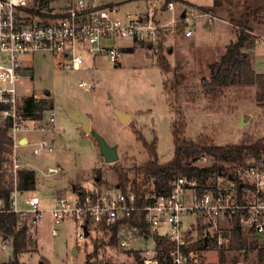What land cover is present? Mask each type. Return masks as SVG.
Listing matches in <instances>:
<instances>
[{"label":"rangeland","instance_id":"374dc122","mask_svg":"<svg viewBox=\"0 0 264 264\" xmlns=\"http://www.w3.org/2000/svg\"><path fill=\"white\" fill-rule=\"evenodd\" d=\"M74 1L50 0L42 9L57 13ZM103 1L121 3L122 11L131 14L136 12V7L141 9L143 6V2L135 7L136 4L125 0ZM186 1L197 6H211L213 2ZM232 3V6L222 3L211 13L222 21L208 23L197 19L185 28L182 23H176L159 30L156 53L144 42L130 38L115 39L114 46L122 51L117 63L106 57L91 58L81 53L83 65L79 70H71L59 55L36 53L23 56L17 91L24 97L33 92L50 93L55 122L46 126L44 131L20 134L28 139L30 145L25 146L22 142L18 156L26 168L35 173V191L19 195L18 209L25 210L23 201L33 193L40 198V207L49 210L56 198L71 195L73 185L90 183L97 176L108 187L119 182L118 171L127 173L129 180L134 175L133 168L149 159L143 141L154 143L158 164H167L173 157L171 127L177 118L186 125L187 140L207 137L214 145L224 146L264 139V105L259 106L255 101L256 87L225 88L214 96L204 90L203 84L210 77L209 65L217 62L226 47L235 40L237 29L230 24L229 14L231 11L236 17L240 16L244 11V0H232ZM175 8L183 10L176 4ZM252 28H257L258 37H264V16L260 15ZM186 30L191 31L190 37L184 36ZM257 44L254 43L249 53L252 56L263 53L253 60L255 71L261 72L264 69V51ZM160 45L168 72L158 65ZM80 82L94 83L93 91L88 93L78 88ZM74 107L89 118L91 130L109 147L116 148L118 160L115 163H106L95 139L84 134L81 125L70 119L69 113ZM114 110L130 115L131 119L126 125L120 124ZM241 119L244 125H239ZM27 125L33 128V125L45 126V122H28ZM41 140L51 144L52 153L44 151L33 155L32 144ZM57 167L61 169L59 174L45 176L48 168ZM52 228L56 230V236L52 235ZM77 231V224L73 221L54 226L46 214L28 231V249L22 255L21 263L84 264L89 256L91 262L133 264L128 254L107 248L104 242L92 241L91 238L76 242ZM245 239L247 251L227 253L228 264H264V252H259L264 251V236ZM254 240L256 243L251 245ZM11 257L9 240L3 250L0 247V263ZM208 257L207 264L219 263V255L217 257L213 253Z\"/></svg>","mask_w":264,"mask_h":264},{"label":"built area","instance_id":"2783aa9c","mask_svg":"<svg viewBox=\"0 0 264 264\" xmlns=\"http://www.w3.org/2000/svg\"><path fill=\"white\" fill-rule=\"evenodd\" d=\"M142 2L141 9L132 14L101 0H76L56 13L42 9L35 0H0V129H6L12 139L11 152L6 155L8 163L0 170L3 184L10 189L9 207L0 199V215L12 213L31 229L46 214L54 226L73 221L78 230L76 242L85 238L102 240L107 248L128 254L133 264L135 254L140 264H207L208 255L218 257L229 247L234 231L243 238L264 236L263 161H248L236 170L234 178H219L205 185L196 178L176 176L159 188L158 180L144 173L114 187L94 179L72 186L71 195L56 198L49 210L40 207V198L33 193L23 201L25 210L18 209V197L24 193L19 189V172L26 168L18 149L22 142L30 145L20 134L44 131L55 122L53 109L44 111L35 121L25 118L21 111L16 85L23 56L59 55L68 68L79 70L84 63L81 53L117 63L122 51L114 46L115 39L144 42L156 53L161 29L176 23L187 27L197 19L222 21L194 8L177 13L174 2ZM164 13L170 15L169 19L162 20ZM184 36L190 37L191 31H185ZM256 42L264 51V37L256 36ZM78 88L90 93L94 83L80 82ZM28 122H45V126L29 128ZM44 151H53L47 141L32 144L33 155ZM210 163L211 159L203 157L193 166ZM60 172L59 167L48 168L45 176ZM51 233L57 234L54 228ZM112 238L114 245L110 244ZM7 243L0 235L2 250Z\"/></svg>","mask_w":264,"mask_h":264},{"label":"trees","instance_id":"16d2710c","mask_svg":"<svg viewBox=\"0 0 264 264\" xmlns=\"http://www.w3.org/2000/svg\"><path fill=\"white\" fill-rule=\"evenodd\" d=\"M39 6L49 3L50 0H35ZM178 0H163L164 5ZM222 3L232 6V0H213L210 7H197L187 5V8H194L201 12H214ZM244 11L236 17L230 11V24L237 29L235 40L225 49L220 59L209 65L210 77L204 82V90L208 95H216L217 91L225 88H243L254 86L257 89L255 101L259 106L264 105V73H256L253 64V57L249 51L256 43V37L251 34L252 25L264 16V0H244ZM213 15V14H212ZM129 49L127 51H131ZM163 47L159 46L157 55L159 67L168 72V64L163 59ZM166 88V85H165ZM50 93L33 92L29 97L22 100L21 111L25 118L30 120H40L44 111L52 110L54 104ZM39 98V99H38ZM184 122L175 119L172 122L171 135L173 141V157L170 162L160 165L157 162L154 143L147 144L143 141L148 154V161L139 167H134V176L144 173L148 177H154L157 186L163 188L176 176H186L196 178L201 184L216 182L219 178L228 179L236 176V170L244 166L248 161L264 162V139L256 141H245L238 145H214L207 137H198L195 141L185 139ZM12 139L7 134L6 129H0V170L8 163L7 154L11 152ZM211 159V164L204 166H193L201 158ZM225 165L232 167H225ZM127 173L118 171V181L127 182ZM100 180V176H97ZM19 189L21 192L35 191V173L30 169H22L19 172ZM3 176L0 174V199L3 200L6 208L9 207L10 189L3 184ZM31 229L26 221L20 220L12 213L0 215V235L6 239L12 247V257L0 264H22L21 257L28 249V231ZM103 243L102 240H98ZM115 244L114 238L110 240ZM254 240L251 245H254ZM248 243L238 232L234 231L229 247L219 253L218 264H228L227 253L247 251ZM264 252V251H259ZM95 254L96 247H95ZM89 256L84 264H103V261L91 262ZM136 264H140L138 255L135 254Z\"/></svg>","mask_w":264,"mask_h":264},{"label":"water","instance_id":"95a60500","mask_svg":"<svg viewBox=\"0 0 264 264\" xmlns=\"http://www.w3.org/2000/svg\"><path fill=\"white\" fill-rule=\"evenodd\" d=\"M184 14H182L183 16ZM170 53V51H169ZM114 114L117 118V120L122 124V125H126L131 116L125 113H122L118 110H114ZM69 117L70 119H72L74 122L78 123L81 125V129L82 132L86 135H91L95 141L97 142V146L99 148L100 151V155L102 156V158L104 159V161L106 163H115L118 160V155L116 152V148L115 147H109L107 145V143L103 140V138H101L99 135H97L93 130H91L90 128V120L87 118V116L81 114L79 112V110L74 107V110L72 112L69 113ZM245 123L243 122V120L241 119V122L239 125H244ZM237 230L239 231V228H237ZM84 235L85 237H87V231L84 228ZM206 243V240H205Z\"/></svg>","mask_w":264,"mask_h":264},{"label":"crops","instance_id":"0c3cea01","mask_svg":"<svg viewBox=\"0 0 264 264\" xmlns=\"http://www.w3.org/2000/svg\"><path fill=\"white\" fill-rule=\"evenodd\" d=\"M126 2H129V3H134V4H136L135 5V7L136 6H138L137 4H139L140 2H142L143 0H125ZM101 2L102 3H104V4H110V5H119L120 6V4L121 3H115V2H104L103 0H101ZM175 4L177 5V6H182L183 7V10H177L176 9V11H177V13L178 12H183L184 11V9L185 8H187V5H193V6H197V5H194V4H192V3H190V2H188V1H186V0H178L177 2H175ZM122 5V4H121ZM121 7V6H120ZM197 7H210V6H197ZM190 8V7H189ZM136 9L139 11L140 9L138 8V7H136ZM136 10V12H138ZM136 12H134V13H136ZM167 17H170V15L169 14H167V13H164L163 15H162V20H166V19H169V18H167ZM186 26H184V28H185ZM261 27V26H260ZM256 29L257 28H252L251 29V34L252 35H254L255 37L257 36L256 35ZM187 31V30H186ZM256 44H257V42H256ZM258 45V44H257ZM257 47V46H256ZM127 50H129V49H127ZM256 53H258V51H255ZM260 53V52H259ZM263 54V53H262ZM261 53L260 54H254L253 56H254V58H253V60H255V57L257 56V55H261V56H263ZM252 56V57H253ZM256 72V71H255ZM256 73H264V69L261 71V72H256ZM20 95V94H19ZM30 96V95H29ZM28 96V97H29ZM20 97H21V103H22V98H27V96L26 97H24V96H22V95H20ZM88 118V117H87ZM89 119V118H88ZM131 119V118H130ZM119 122V121H118ZM120 123V122H119ZM121 124V123H120ZM23 138H25V137H23ZM23 138L21 139V141L23 140ZM74 186V185H73ZM72 188V187H71Z\"/></svg>","mask_w":264,"mask_h":264}]
</instances>
